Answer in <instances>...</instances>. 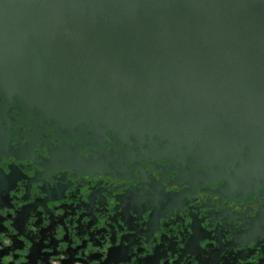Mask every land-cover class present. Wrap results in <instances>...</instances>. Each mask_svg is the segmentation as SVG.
Here are the masks:
<instances>
[{
  "label": "water",
  "instance_id": "water-1",
  "mask_svg": "<svg viewBox=\"0 0 264 264\" xmlns=\"http://www.w3.org/2000/svg\"><path fill=\"white\" fill-rule=\"evenodd\" d=\"M0 101L264 189V0H0Z\"/></svg>",
  "mask_w": 264,
  "mask_h": 264
},
{
  "label": "flooded vegetation",
  "instance_id": "flooded-vegetation-1",
  "mask_svg": "<svg viewBox=\"0 0 264 264\" xmlns=\"http://www.w3.org/2000/svg\"><path fill=\"white\" fill-rule=\"evenodd\" d=\"M8 104L0 101V264H264V189L141 159L111 130L56 131ZM91 156L96 164L83 161Z\"/></svg>",
  "mask_w": 264,
  "mask_h": 264
},
{
  "label": "clouds",
  "instance_id": "clouds-1",
  "mask_svg": "<svg viewBox=\"0 0 264 264\" xmlns=\"http://www.w3.org/2000/svg\"><path fill=\"white\" fill-rule=\"evenodd\" d=\"M85 191H87V189H85ZM3 234H0V236H2ZM11 243V241L7 238V237H4L3 238V244L4 245H7V244H10ZM0 246H2V245H0Z\"/></svg>",
  "mask_w": 264,
  "mask_h": 264
}]
</instances>
